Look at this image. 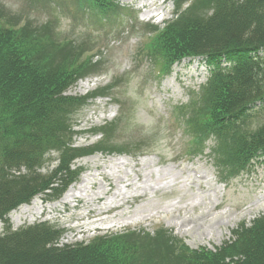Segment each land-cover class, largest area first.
<instances>
[{
    "label": "rangeland",
    "instance_id": "374dc122",
    "mask_svg": "<svg viewBox=\"0 0 264 264\" xmlns=\"http://www.w3.org/2000/svg\"><path fill=\"white\" fill-rule=\"evenodd\" d=\"M80 1L0 0V21L12 27L30 23L49 32L59 53L79 56L81 75L67 96L86 100L71 119V146L84 151L72 162L74 183L59 195L42 191L13 210L7 223L0 222V235L9 228L18 232L45 225L57 233L62 248L134 232L135 244L149 246L141 259L157 262L167 261L165 245L174 239L191 250L216 252L234 231L264 217V158L225 179L214 155V138L203 153H195L185 122L190 106L200 102L210 72L201 60L188 59L159 76L163 58L158 48H151L153 34L177 13L174 0H112L104 16ZM207 5H197L193 17L203 18ZM263 124L264 115L253 117L250 128ZM61 159L60 153H50L37 174L60 186L55 173ZM88 175L93 176L83 195L88 199L50 211ZM109 176L122 182L107 188L103 178ZM97 194L103 200L91 207L87 202ZM114 194L121 195L117 201H127L99 217ZM36 204L40 215L16 219L22 209Z\"/></svg>",
    "mask_w": 264,
    "mask_h": 264
},
{
    "label": "trees",
    "instance_id": "16d2710c",
    "mask_svg": "<svg viewBox=\"0 0 264 264\" xmlns=\"http://www.w3.org/2000/svg\"><path fill=\"white\" fill-rule=\"evenodd\" d=\"M80 2L103 16L114 5L112 0ZM174 3L176 19L153 34L151 48L159 49L164 74L188 59L201 60L210 72L185 125L196 154L206 150L211 138L217 141L214 155L227 179L264 158V124L250 128L253 117L264 115V0ZM203 3L209 11L203 18L193 17V9ZM27 24L12 27L0 21V222L4 224L13 210L40 192L63 193L76 177L70 171L72 162L84 152L71 146V119L86 100L67 96L77 84L83 62L75 54L59 53L61 48L52 44L49 32ZM53 152L62 158L55 173L60 186L49 180L52 177L37 174ZM134 235L97 237L86 246L60 248L57 233L48 226L18 232L9 228L0 235V264H264V217L234 231L216 252L191 250L174 239L165 245L170 253L166 262L141 259L143 248L149 246L135 244Z\"/></svg>",
    "mask_w": 264,
    "mask_h": 264
},
{
    "label": "bare ground",
    "instance_id": "6f19581e",
    "mask_svg": "<svg viewBox=\"0 0 264 264\" xmlns=\"http://www.w3.org/2000/svg\"><path fill=\"white\" fill-rule=\"evenodd\" d=\"M81 88H87V84H82L81 85ZM92 175H88L86 176L83 181V183L81 184V186L77 189V190H71L64 198L61 202H59L58 204H55V205H52L50 206V211H53V210H56L60 207H65L69 204H72L73 202H75L76 200L78 199H88L87 195L86 197L83 196L84 194H86V191H87V188H86V184L90 182V180L92 179ZM104 182L107 183V188H110L114 183H117V182H122V180L117 177V178H112V177H107V178H103ZM128 187V186H127ZM130 187V186H129ZM106 192L107 190L104 191V195H106ZM121 196V195H120ZM119 195L117 194H114L113 195V198L112 199H108L106 203H104V208H101L99 213H98V216L100 217V215L104 214V213H107L110 209H112L113 207H121L124 202H126L127 198L126 197H123V199H121L120 201H117V198L120 197ZM103 200V196H100V195H94V197L92 198V200H88V205H90L91 207H94V204L96 201H99L101 202ZM93 211V210H92ZM90 211V212H92ZM32 214V216H36V215H40L41 214V208L38 207V205H33L32 207H26L24 209H22L20 211V213H18L16 215V219L19 220L21 218H24L26 215H30ZM84 216H81L80 218L81 219H84L83 218ZM146 220L145 218L141 219V221H144ZM226 234L228 235L229 232H226ZM224 235L221 234V238H223Z\"/></svg>",
    "mask_w": 264,
    "mask_h": 264
}]
</instances>
